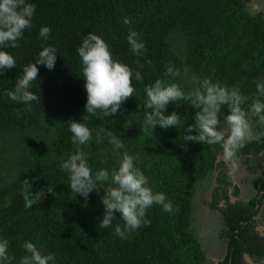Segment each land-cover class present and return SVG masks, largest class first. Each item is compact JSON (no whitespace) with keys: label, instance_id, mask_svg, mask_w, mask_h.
I'll use <instances>...</instances> for the list:
<instances>
[{"label":"trees","instance_id":"obj_1","mask_svg":"<svg viewBox=\"0 0 264 264\" xmlns=\"http://www.w3.org/2000/svg\"><path fill=\"white\" fill-rule=\"evenodd\" d=\"M26 2L36 6L32 26L18 40L19 47L5 49L14 56L16 67L0 73V238L9 241V260L3 264H20L28 255L25 241L36 244L44 255L53 254L55 264H210L196 234L198 227L194 228L193 200L198 185L212 171H217L218 185L211 192L209 209L221 215L222 235L227 238L225 257L218 264H249L247 259L264 264V238L254 231L257 217L264 213V180L252 177L246 183V191L258 190L247 203H231L227 188L233 183L228 165L237 159L252 162L249 156L264 152V140L243 143L227 161L221 144L186 140L196 112L189 103L168 104L165 115L175 111L181 116L178 126L169 129L145 127L144 109L139 107L146 99L145 85L157 79L176 83L187 93L196 87L194 77L211 78L238 87L248 97L242 105L247 117L260 122L250 105L258 95L256 83L264 81V13L252 12V0ZM126 17L130 24L124 23ZM43 26L51 29L46 41L39 35ZM130 28L145 44L142 56L131 51ZM88 33L100 35L113 58L132 69L135 92L116 115L104 117L98 111L83 120L87 94L77 49ZM45 46L56 49V64L53 70L37 65L38 79L31 82L30 91L40 99L31 102L27 112L26 104L11 100L6 92L14 90L24 66L34 63ZM168 67L180 74L166 75ZM136 71L141 72L142 83L135 80ZM228 114V105H223L221 124ZM70 119L92 131V140L81 148L93 178L100 169L111 172L118 167L127 151L139 157L135 165L149 178L154 193L166 194L174 211L154 204L146 212L150 223L127 239L113 234L117 224L123 228L118 212L109 228L100 229L104 189L92 191L87 199L75 195L69 174L60 167L77 149L67 126ZM100 129L120 136L124 148L114 152L104 132L102 142H97ZM191 134L196 135L195 130ZM220 156L224 158L218 160ZM256 173L264 174L262 164ZM41 190L45 195L29 206L25 193ZM239 193L236 187L234 195Z\"/></svg>","mask_w":264,"mask_h":264},{"label":"clouds","instance_id":"obj_2","mask_svg":"<svg viewBox=\"0 0 264 264\" xmlns=\"http://www.w3.org/2000/svg\"><path fill=\"white\" fill-rule=\"evenodd\" d=\"M35 9V4L28 3L26 0H0V73L16 67L14 56L5 49L19 47L18 40L22 38L23 32L32 26L31 21ZM254 12L262 11L254 10ZM124 23L130 24V18L126 17ZM50 32L51 29L49 27L43 26L39 35L46 41ZM127 40L133 53L138 57L144 54L145 44L140 41L137 31L130 28ZM77 52L82 61V74L87 94L86 114L82 119L88 120L89 116L96 115L98 111L102 112L104 117L116 115L122 104L133 97L135 92L132 82V69L119 60L114 59L106 41L95 33H88L84 36ZM56 59L57 53L54 47H43L36 61L24 66L22 74L17 77L14 90L7 91L6 95L13 101L26 104L27 107L24 111L31 112V102L40 99L30 91L31 82L38 79L39 68L37 65H43L49 70H53ZM136 64L140 66L139 60L136 61ZM167 74L178 76L180 73L178 69L174 71L172 67H168ZM193 79L196 87L187 93L178 84L165 82L161 79H157L153 84L145 85L146 99L139 105V107L144 109V126H151L154 129L156 126L162 129L177 127L181 116L175 111L170 115H165L164 113L170 102H187L196 109V112L194 116L195 123L187 128L189 134L185 135L186 140L197 141L209 146L221 144L225 149V160L231 161L235 157L236 150L245 143L242 141L246 138L250 129L247 113L242 108L248 97L242 95L240 89L236 86L229 88L218 81L213 82L211 78L200 79L194 77ZM135 80L143 82L140 71L135 72ZM256 88L258 95L253 98L250 111L252 115L259 118L261 123H264V101L261 100V97H264V81L257 82ZM223 105H228L229 114L225 117L224 124H221L219 116ZM67 126L72 134V143L77 146V149L67 159L62 160L60 167L69 174L70 190L75 195L79 194L87 199L92 191L104 189L105 194L101 197L104 205V215L99 222L100 229L109 228L116 216L115 213L118 212L120 214L119 217L123 221V228L120 224H117L113 234L121 239H127L128 234L139 229L142 224L150 223L146 219V212L154 204L161 206L165 212L174 211L172 202L167 198L166 194L163 192L154 193L149 186V178L135 165V161L139 157L133 156L127 151L122 153L118 167L111 169V172L108 169H100L93 178L88 165L87 154L81 148V146L92 140V131L85 123L72 119L67 121ZM193 130H195L196 135L191 134ZM100 132H104L108 137L114 152L118 153L120 149L124 148L121 137L106 129H100L97 132V142H102L100 140ZM263 154L264 152L256 156H249L252 162H244L237 159L228 165L231 175L230 179L233 182L232 185L227 184L228 195L229 198L231 196L236 198L234 203L242 201L239 200L240 196L244 194V190L241 188L242 184L245 185L246 180L248 182L253 180L252 178L248 179L247 170H253L256 173L260 165V159L257 157ZM223 158V156H220L218 160ZM236 165L240 166V171L244 173V178L238 181L234 178L236 173L233 168ZM217 177L218 174L216 173V186L218 185ZM108 181L110 183H108L107 187H103L102 185ZM25 183L29 184L28 181H25ZM258 186L261 187V183ZM236 187L240 190L237 196L234 195ZM48 191L50 192V188ZM251 191H254L255 195L258 194V190L253 189ZM262 194H264V191ZM44 195L43 190L36 193L35 196L28 191L25 193V199L30 201L29 206H31V201L37 202ZM252 199L253 197L248 202ZM223 204L225 202H222L220 206ZM220 220L221 215H218L215 223H219ZM215 223L210 224L207 222L202 225L214 227L216 230ZM255 225V233L264 238V232H258L259 226L257 222ZM223 228H225L224 224ZM222 234L221 237L223 239L225 236ZM201 235L204 236L203 234ZM223 240L226 244L227 238L225 237ZM23 248L28 255L21 258L20 264H49V262L55 264L53 254H42L36 244L31 241H25ZM8 249L9 241L0 238V264L9 260ZM249 263L254 264L252 262Z\"/></svg>","mask_w":264,"mask_h":264},{"label":"rangeland","instance_id":"obj_3","mask_svg":"<svg viewBox=\"0 0 264 264\" xmlns=\"http://www.w3.org/2000/svg\"><path fill=\"white\" fill-rule=\"evenodd\" d=\"M254 10L257 11H262L264 13V0H252V12L254 13ZM250 125L249 132L246 136V138L242 142H246L249 140H264V123L261 122H253L250 120L249 117H247ZM225 122V118L223 120V124ZM213 151V150H211ZM260 165L262 164V167H264V154L258 156ZM256 158V159H257ZM263 159V160H262ZM252 166V165H251ZM240 166H234L233 170L235 171L234 178L235 180H239L240 178H244V173L240 171ZM216 171H212L208 174L206 179L201 182L198 185V190L197 194L195 196L194 200V212H193V217L196 219L194 220V228L196 229V234L201 236L199 237V240L202 244V248L205 250L208 261L210 264H216L219 263L223 260V255L224 252L226 251V244L224 242V238L226 237H221L222 234V228H223V223H222V217L219 223H215V219H217L218 215H220L218 212L211 211L209 209V203L211 202V192L216 186ZM257 178V177H256ZM259 179L263 180L264 176L259 175ZM248 181L246 180V183ZM245 185L242 184V190H244V194L240 196L239 200H242L244 203H247L248 200L253 196L254 191H249L252 194H250L247 190ZM35 196V195H33ZM251 196V197H250ZM230 201L234 203L236 201V198L233 196L230 197ZM264 209V208H263ZM264 213L262 210V214L258 216V221L257 225L258 227V232L263 233L264 232ZM196 221V222H195ZM215 223L216 225V230L214 227H207L206 225L203 226V223ZM262 223V224H261ZM219 224V225H218ZM218 225V227H217ZM224 229V228H223ZM213 233V235H211ZM221 233V234H219ZM203 234L204 236H202ZM249 262H252L251 260H248Z\"/></svg>","mask_w":264,"mask_h":264},{"label":"crops","instance_id":"obj_4","mask_svg":"<svg viewBox=\"0 0 264 264\" xmlns=\"http://www.w3.org/2000/svg\"><path fill=\"white\" fill-rule=\"evenodd\" d=\"M247 172L249 174L248 179L252 178V177H258L257 173H255L253 170H250V171L247 170ZM263 176H264V174H263ZM240 179H242V178H240Z\"/></svg>","mask_w":264,"mask_h":264},{"label":"flooded vegetation","instance_id":"obj_5","mask_svg":"<svg viewBox=\"0 0 264 264\" xmlns=\"http://www.w3.org/2000/svg\"><path fill=\"white\" fill-rule=\"evenodd\" d=\"M227 246V245H226ZM227 251V250H226ZM226 251L224 252L223 258L225 257ZM250 264V263H249Z\"/></svg>","mask_w":264,"mask_h":264}]
</instances>
